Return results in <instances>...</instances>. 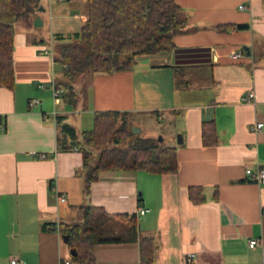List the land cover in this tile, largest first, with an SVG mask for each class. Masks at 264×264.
I'll return each mask as SVG.
<instances>
[{
	"label": "crops",
	"instance_id": "1",
	"mask_svg": "<svg viewBox=\"0 0 264 264\" xmlns=\"http://www.w3.org/2000/svg\"><path fill=\"white\" fill-rule=\"evenodd\" d=\"M76 2L41 0L33 19L42 24L36 26L48 18L54 39L77 33L87 13L68 8ZM175 2L188 19L175 48L138 57L130 71L81 74L74 82L75 105L54 102L52 80L63 76L44 33L30 25L23 35L15 33V86L0 88V264L13 258L23 264H78L60 227L82 222L83 206L135 213L141 237H160L154 264H264V181H252L246 172L264 167L263 0ZM239 24L248 28L239 30ZM240 50L239 58L231 57ZM164 63L171 66L153 67ZM179 81L186 86L178 88ZM250 92L255 98L247 102ZM34 99L38 103L31 105ZM99 110L169 116L178 171H102L87 191L82 155L59 149L57 117L77 131L79 120L72 116ZM207 120L218 130L213 146L203 142ZM141 180L155 183L156 201L145 204L137 196ZM191 187L202 190L204 202L191 199ZM141 208L149 211L139 214ZM145 228L148 234H141ZM251 239L259 242L251 247ZM95 256L97 264H141L137 242L96 244Z\"/></svg>",
	"mask_w": 264,
	"mask_h": 264
},
{
	"label": "trees",
	"instance_id": "2",
	"mask_svg": "<svg viewBox=\"0 0 264 264\" xmlns=\"http://www.w3.org/2000/svg\"><path fill=\"white\" fill-rule=\"evenodd\" d=\"M41 0H0V88L13 90L15 86V23L22 15L35 13ZM264 4V0H263ZM87 19L77 41L62 43L55 63L61 67L63 87L61 99L68 104L78 102L74 82L81 74L117 73L134 68L137 58L143 55L165 53L175 48L174 38L184 30L188 19L175 0H87ZM246 29L248 24H239ZM226 29V28H225ZM64 38V37H59ZM187 84L177 82L181 88ZM127 111L99 110L94 113V126L81 133L57 117L59 149L78 147L85 166L92 157L88 147L112 142L113 146L101 150L96 164L86 179V190L99 179L102 171L135 170L152 174H173L178 171L176 146L164 145L150 137L133 133L127 125ZM204 145L213 146L219 141L214 120L202 123ZM124 144V146H122ZM195 191L199 192L196 196ZM194 202H204L201 189L190 188ZM84 219L74 224H63L60 232L70 250L76 251L72 261L78 264H97L96 244L139 243L141 264H154L157 241L151 236H140L135 213H109L101 208L83 206ZM100 212L96 221L93 213ZM115 223L117 225H115Z\"/></svg>",
	"mask_w": 264,
	"mask_h": 264
},
{
	"label": "rangeland",
	"instance_id": "3",
	"mask_svg": "<svg viewBox=\"0 0 264 264\" xmlns=\"http://www.w3.org/2000/svg\"><path fill=\"white\" fill-rule=\"evenodd\" d=\"M67 5V4H64ZM72 12L74 10H81V11H86L87 10V0H77L76 3L74 4H69L68 5ZM35 13H31L30 15H22L18 18L17 22L15 23V29H16V34L23 35L24 29L27 30V27L30 25L32 27L33 31H37L38 33H44L45 38L44 41L46 43V48L48 52L56 56L58 54V48L62 43H71L77 41V38L75 36L76 31H72L70 35L66 34L64 38H53L54 37V32L52 31V27L50 26L49 19L46 18L44 26H36L34 18ZM32 20V21H31ZM30 23V24H29ZM75 29V28H74ZM76 30V29H75ZM79 32L80 29L78 27L77 29ZM34 35V34H33ZM32 35V36H33ZM56 70L58 71L59 75L61 72V67L59 64L56 63ZM35 100V99H34ZM88 115V116H87ZM82 117H79V114H75L72 116V120L74 122H77L79 120V123H75V126L77 128V134H78V140L82 141L81 133L85 130H91L94 126V116L91 114H84L81 115ZM83 117H85V120H83ZM90 119V120H89ZM127 120V125L129 128L132 129V127H137L138 125L140 126L142 132L141 135L144 137H150L154 141L156 140L157 142L159 141L160 138L163 139L162 144L164 145H169L171 143V130L173 122L169 118V116H163V119L159 120V117L155 113H134L131 112L126 118ZM180 133H177L176 141L178 142V135ZM175 140V139H174ZM175 141V142H176ZM113 146L112 142H106L100 146H90L88 147L89 150L92 152V157L88 161V164L86 166H83L81 170H84V176L85 174L89 171V169L96 164V161L98 159V156L101 152L102 149L111 147ZM124 146V144H122ZM78 157H81L80 152H74ZM83 172V171H82ZM144 175H149L146 172H143ZM157 186L155 183H147V181L141 180L139 190L137 192V196L139 194H142L140 196V199L145 201V204H148L149 198H152L153 201H156L157 198H159V195L157 194ZM100 212L96 211L93 213V220L96 221L97 217L99 216ZM148 216V215H147ZM84 219V211H81L80 218L78 220H83ZM115 225H117L115 223ZM148 229H143L141 231V234L146 235ZM148 234V233H147ZM156 234V238L158 243L160 242L159 240V235L158 233Z\"/></svg>",
	"mask_w": 264,
	"mask_h": 264
},
{
	"label": "built area",
	"instance_id": "4",
	"mask_svg": "<svg viewBox=\"0 0 264 264\" xmlns=\"http://www.w3.org/2000/svg\"><path fill=\"white\" fill-rule=\"evenodd\" d=\"M241 9H245L246 6L245 5H241L240 6ZM242 54V50L240 51H234L232 54H231V57L236 59V58H239ZM51 55H53L51 53ZM51 88H52V95H53V98H54V102H59L61 100V94L64 92V89L63 87H61L60 85L57 84V82L55 80H52V83H51ZM255 98V94L254 92H250L246 97H244V100L247 101V102H250V101H253V99ZM38 103V100H32L30 101V104L33 105V104H37ZM263 123H257L256 125H254L252 128L254 131H258L260 130V128L262 127ZM4 129V125L3 123L0 122V132ZM75 150H78V147L75 146L74 147ZM42 157H45V155H42ZM247 174L249 176V179L252 180V181H256V182H260V181H264V167H258L256 170H251V169H247ZM60 200L61 201H65V196L61 195L60 197ZM149 211V209H146V208H141L139 209L138 213L139 214H145ZM259 242L258 239H251L250 242H249V245L251 247H254L257 243ZM192 255H189V257H191ZM11 264H23L21 263L17 258H13L11 259ZM58 264H71L70 260H60L58 262Z\"/></svg>",
	"mask_w": 264,
	"mask_h": 264
},
{
	"label": "water",
	"instance_id": "5",
	"mask_svg": "<svg viewBox=\"0 0 264 264\" xmlns=\"http://www.w3.org/2000/svg\"><path fill=\"white\" fill-rule=\"evenodd\" d=\"M41 24H42L41 22H38V21L35 22V25H41ZM244 49L249 53V48L248 47H244ZM169 66H171V65L170 64H166V63L153 65V67H155V68L169 67ZM132 131L135 134H140L141 133V129L138 128V127H132ZM159 141L162 142L163 139L160 138ZM178 142L179 143L183 142V138H182L181 134L178 135ZM71 253H72V255H76V251H74V250H71Z\"/></svg>",
	"mask_w": 264,
	"mask_h": 264
}]
</instances>
